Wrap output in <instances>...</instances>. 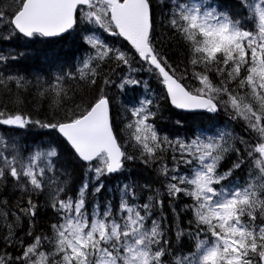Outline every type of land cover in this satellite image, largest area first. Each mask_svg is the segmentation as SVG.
Instances as JSON below:
<instances>
[{
    "label": "snow or ice",
    "instance_id": "obj_1",
    "mask_svg": "<svg viewBox=\"0 0 264 264\" xmlns=\"http://www.w3.org/2000/svg\"><path fill=\"white\" fill-rule=\"evenodd\" d=\"M0 264H264V0H0Z\"/></svg>",
    "mask_w": 264,
    "mask_h": 264
}]
</instances>
